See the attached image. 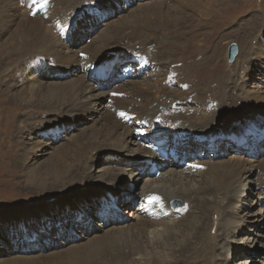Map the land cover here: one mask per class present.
<instances>
[{
  "label": "rangeland",
  "instance_id": "1",
  "mask_svg": "<svg viewBox=\"0 0 264 264\" xmlns=\"http://www.w3.org/2000/svg\"><path fill=\"white\" fill-rule=\"evenodd\" d=\"M11 1L0 0V50L6 47L3 50L4 52L19 49L17 42L15 45V40L12 37L18 26L24 22L23 20H27L22 18H26L28 15L33 19L36 18L43 12L44 5L53 0H47L46 3L45 0H39L40 3L37 0L35 4L33 0H13L12 4H10ZM154 1L158 0H87V7L81 15L78 14V24L75 26L68 25L63 28L64 24L60 23L56 28L51 29L56 35L54 41L58 40V50L48 51L44 54L30 52L27 57L18 61L20 67L29 64L30 69L34 71V75H29L27 78L23 77L24 79H21L22 73L15 65V61L13 62L11 59L6 58L4 56L5 53L0 52V146L3 145L2 147L7 151V145H4V141L11 137V134L8 135L6 132V124L9 123L8 119H10L12 124L15 122L17 135L20 136L17 140L21 142V152L24 148L31 149L37 145L47 147L46 151H44L46 153L41 157L39 156L40 152L34 149L26 162H16L17 168H13L16 164L13 166L10 163L5 165V162H7V159L4 158L5 155H2V158L0 156V160L2 159L0 161V219L7 220L0 225V240H5L4 243L0 244V252L3 251L0 253V264H185V259L181 261L178 259L177 261V259L173 258V255L176 254L175 251L180 247L181 241H184L188 235L183 233L176 234L178 240L172 246L169 245L168 248L164 249L156 248L153 243L154 241L161 242L165 224L169 225L167 230L176 233L171 228L173 226L182 228L183 224L192 218V215L182 213L170 216L167 213L160 212L157 220L146 219L147 211L158 212L160 207L157 205L149 207L147 205L143 195L144 185L155 180L165 183V178H162V175L164 174L163 177H165V174L169 173L165 172L168 171L169 165L173 162L175 164L181 163L184 167H187V172H189L192 166H190L188 157L195 159L196 165L208 162L212 164L195 168L194 173L200 174L199 177L192 175V172L190 177H182V183L175 184L176 188H171V191L174 189L178 190V187H182L179 190H193L198 187L199 182L203 186H214L217 188L224 180L222 166L225 164L235 165L231 160L232 155L246 154L250 158L256 159L258 165L259 160L264 163V116L258 117L259 121H263V123L259 124V128L254 133L246 137L244 135L241 136V132L245 127L253 126L247 125L242 127L236 136H225L223 139L226 143L216 140L215 144L211 145L210 143L202 144L197 140L200 145L194 146L195 149L199 148L195 152L191 151L193 146L189 144L188 139H185L187 135L184 132L180 134L171 132L174 130H144L142 132L138 130V134H136L133 131L127 140L128 142L131 141L130 147L134 149L137 146H141L157 153L158 158L156 160L158 165L164 170L159 177L149 174L150 171L148 170L145 171L147 168L151 169L148 164H146L145 169L144 164L143 167H134L133 164H138L139 161L130 163L129 167L121 166L126 161V157L129 156H119L121 158L117 161L121 164L114 165L113 169L110 168L112 165L110 156L91 162L97 154H95V151L90 150L85 154V157L78 158L80 163L65 164L73 172V180H79L85 176L87 182L84 181L82 184H87L83 187V191H87L91 184H102L107 181L105 179L107 169H112L111 174H116L117 169L123 168L125 172H123L122 176L126 175V181L121 182V180H118L119 175L114 178L115 188L116 186H121L122 188L115 190V188L109 186V189L116 196L109 195L104 198L92 195L81 204H78V210L69 208L65 214L31 218L22 229L12 231L11 228L18 225L15 214L22 208H25V211L29 214H40L43 212L42 205L45 203L52 204L57 201L59 204L50 211L58 210L59 212L62 209L60 208L61 201L67 202L63 199H57L58 195L47 196L42 194L39 196V192L35 193L32 191L33 189L28 190L25 188L28 187L26 171L36 167L39 168L40 164L48 160L49 156L54 153L58 145L70 142L68 148H75L79 141L86 137V132L82 134L85 127L91 128V126L96 125L100 127L101 131L105 127L110 132L116 130L119 127L122 119L121 114L123 113L117 110V107L127 108V111H131L135 107L131 88L133 87V82L141 81V86H146L147 81H151L153 84L157 79V76L153 75H156L157 72L160 73L159 78H163V69L166 68L165 63L170 62L172 64L173 62L171 61L177 60V62L180 61L182 66H186L185 63H187L188 67H190L191 61H195L192 67L189 68L187 75H185L188 81L193 82L194 77L198 75L201 79L204 77L209 78L210 72L214 73V69H217L216 84L217 82L225 84L227 81L238 78L239 75L237 74L241 73L240 68H246L247 64L245 62L247 58H245V54L243 56L246 50L249 49L255 53L254 49L259 44L264 46V0H216L215 12L211 17L207 16V0H204L200 2L197 8L193 9V11L199 13L197 16L191 17V21L195 22V26H191L192 23L188 20L186 23H182L184 25L179 22L174 24V22L170 21L167 22L169 24L168 27L166 26V30L169 32L159 33V35H157L158 32H152L151 35L147 33L148 38L141 41L142 39L138 38L140 35L138 33L139 28H142L141 25L145 22H152L151 24L154 25L160 19H155L152 13L141 14L139 4H150ZM178 1L167 0L166 3L176 4ZM13 2L17 4H13ZM8 4L9 6H7ZM186 12H188V15H192L190 10ZM22 14L25 16L22 17ZM138 14H141V17H138ZM253 16L256 18L254 22L251 20ZM172 17L173 19L180 18L175 13ZM59 31L62 32L59 33ZM57 33L59 34L57 35ZM131 37H133V41L129 43ZM173 37L176 38L173 39ZM103 39L108 41V48L101 53L102 51L96 47L103 44ZM122 40L123 43H126L123 47L124 49H127L132 54H140L142 57L118 58V54L122 53L124 49L121 48L123 50H119L116 45L121 43ZM89 41L94 43V47L90 52H86V44ZM174 41L177 42L179 50L174 48ZM157 42L162 45L165 44L161 51L165 52L166 47V53H164L165 58L160 70L157 69L155 71L156 62L152 54H158ZM135 43H141L138 44L140 49ZM231 43L238 44L241 58L239 55L237 57L240 58V62L245 59L242 65L239 62H234L231 66L227 64L229 63L227 51ZM9 45L12 48H8ZM3 46L4 48H2ZM142 51L148 53H144L143 57ZM187 51L190 52L193 58L186 54ZM209 51L211 55L214 54V65L212 63L207 64L205 61V56L209 55ZM100 53L101 55H106L95 60L97 61L95 64L91 63L93 57ZM75 60L78 62L79 67L73 70L72 74H69V70L72 68L69 64L71 62L74 63ZM180 63L178 67H180ZM211 64L213 65L212 67H210ZM214 66L220 67L214 68ZM205 68L208 69V72L204 75L203 71L205 72ZM181 72L183 73L182 70ZM63 73L65 74L64 77H62ZM126 73L129 74L125 75ZM242 75L245 76L246 74ZM127 79H130L129 81L133 80V82L127 83ZM31 80H35L33 87H37L38 82H42L45 86L55 82H70L77 86L73 90L72 101L63 105L60 109L48 112L46 109L48 108V101L44 100L42 96L40 97L39 94L34 98L29 95L30 90L33 88L30 87L29 89L28 86ZM89 85H92L91 88L89 91H85L86 86ZM242 85L246 89H252L254 93H264V70L253 72L248 80L245 79L242 82ZM192 89H179L174 94L170 93L167 98L180 100L175 103L177 106L192 110L199 106L198 102L194 101L196 93ZM205 89L203 101L206 103L207 93H211V99H214L217 96V92L215 93V90L210 87ZM156 91V88H154L150 94L159 97V93ZM208 105L211 107L210 102H208ZM263 107L264 105L261 106V108ZM83 108L90 112H85L84 114ZM55 111H57V114H55ZM114 111L116 112L114 113ZM108 113H112L116 117L114 118L116 119V126L113 129H109V125H105L106 122L103 121L104 119L101 116L103 115L106 119ZM259 113L264 114V111H257V114ZM18 114L19 116L17 117ZM68 114H71L70 119L66 117ZM75 118L76 121L74 120ZM92 118L94 119L91 120ZM134 119V117L129 118L126 115L122 122L125 125H129ZM42 126H45L44 131ZM143 127L144 125H141V128ZM44 132H46V135H43ZM184 134L186 137L183 136ZM93 137L91 136V139ZM178 137H180V140ZM15 138L16 136L11 137L12 144L15 143ZM234 139L238 140L239 144L243 146H240L241 148L236 146ZM39 141H41V144H39ZM97 141L104 140L100 137ZM179 141H181L180 144ZM247 150L248 152H245ZM3 151L1 150V152ZM180 151H182V154ZM187 153L190 155H187ZM175 154H177L176 157H174ZM183 157L186 159L183 160ZM259 167L261 168L262 165H259ZM139 169H144L145 173L138 175L137 171ZM28 172L33 174L30 171ZM40 172L45 173L46 170H41ZM243 172L244 170L241 169L239 176ZM133 173L137 175L134 176ZM246 173H249V171H246ZM260 174V170L256 169L254 175L249 179L250 181L253 180L254 183L251 182V184L242 186V192H246V196L242 200V194L236 193L234 200L239 204L240 211L238 208V213H244L245 215L247 213L252 214L260 209L264 210V203L261 202L264 199V185L259 186L261 181ZM141 177L143 180L140 185L136 186L133 184V180L139 181ZM235 178L236 174L232 172L227 184L228 194L232 193L236 185ZM71 189L74 190V186H71ZM78 194L79 197L76 202L80 203L81 200L85 199L86 194L83 192ZM73 200H75V197H73ZM239 200L242 201V205ZM176 201L180 205L174 207ZM183 206H185V202L174 197L170 200L167 209L176 210ZM17 207H21L18 209L19 211H17ZM232 212L233 208L226 215V219ZM50 217L54 219L51 220ZM143 217L146 218L143 219ZM155 222H158V225H155ZM260 223H264V219L259 220L258 225ZM245 226L244 230L247 231H243V236L239 233L236 238H229L232 242L226 246L228 250H230L231 244L235 243L243 247L242 251L233 254L238 256L236 264L239 262L247 264V261L258 259L259 251L256 249L258 243H253V240L247 243L248 237L252 239L256 235V225L253 226L247 220ZM250 229L253 230V235H250ZM260 232L264 235V229ZM113 235H116V237H113ZM239 236L241 237L239 238ZM161 244L162 242L158 243V246ZM33 246H36L34 250ZM257 251L258 254H256ZM241 252L244 255H241ZM155 254L158 258L165 256L168 258L161 263V261L156 259L157 257L155 258ZM245 254L247 255L246 259L244 258ZM222 255L223 252H220L217 264H225L222 260ZM251 256H254V258L251 259ZM232 260L233 258L229 261ZM261 260H264V254Z\"/></svg>",
  "mask_w": 264,
  "mask_h": 264
},
{
  "label": "bare ground",
  "instance_id": "2",
  "mask_svg": "<svg viewBox=\"0 0 264 264\" xmlns=\"http://www.w3.org/2000/svg\"><path fill=\"white\" fill-rule=\"evenodd\" d=\"M12 1L10 4H12ZM166 1L167 0H158L150 4H144V3H141L142 5L139 4L141 7L140 8L141 14L152 13L155 19H160L159 22L154 25L151 24L152 22H145L141 25L142 28H139L138 31V33H140L138 38L142 39L141 41L145 40V38H148L147 33H150L151 35L152 32L153 33L158 32L157 35H159V33L169 32L166 30V26L168 27L169 24L167 22L170 21L174 22V24L175 23L177 24L179 22L181 23V25H184L182 23L184 22L186 23V21L188 20L192 23L191 26L192 25L195 26V22L191 21L192 20L191 17L197 16L199 13L193 11V9L197 8L200 5V2H203L204 0H179L176 4H167ZM86 2L87 0H53L45 5L43 4L44 5L43 12H41V14L34 19L31 18L29 15H28L29 17L27 16L25 18L24 17L25 15L22 14V17H24L22 19H27V20L26 21L23 20L24 22L18 26L15 33H13L14 35L12 37L15 40V45L17 42V46H19V49L18 50L13 49L12 51L4 52L3 50L6 47L4 48L3 46L2 48L4 49L0 50L1 53L2 52L5 53L4 56L6 58L11 59L13 62L15 61L14 62L15 65L22 73L21 79L23 77L27 78L29 75H34V71L30 69L29 64L20 67L18 61L27 57L30 52L44 54L47 53L48 51L52 52L53 50H58L59 49L57 44L58 40L54 41L56 35L52 32L51 29L56 28V26L59 25L60 23L64 24L63 28L68 25L75 26L76 24H78L77 23V20L79 18L78 14L81 15V13L85 10V8L87 7ZM13 4H17V3L13 2ZM7 6H9V4ZM25 8L27 9V7ZM215 8H216V0H207L208 17H211V15L215 12ZM188 10H190L192 15H188V12H186ZM174 13L178 14L180 18L173 19L172 15ZM141 14H138V17H141ZM251 20H253L254 22L256 18L253 16ZM9 22L11 21L9 20ZM61 32L62 31H59V33ZM59 33H57V35ZM132 38L133 37L130 38L129 43L133 41ZM174 38L176 37H173V39ZM176 43L177 42L175 41L173 42V44L175 45L174 48H177V50H179L178 49L179 46H177ZM125 44L126 43H123L122 40L121 43L116 45V48L119 50H123ZM138 44L135 43V45L139 48ZM136 46L135 48H137ZM156 46L158 48L157 50L158 54L155 55L152 54L153 59L156 62L155 71H157V69L160 70V66L162 62H164V58H165L164 53H166V47H165V52L161 51L163 49V46H165V44L162 45L161 43L157 42ZM93 47H94V43L89 41V43L86 44V52H90L93 49ZM8 48H12V46L9 45ZM96 48L100 49L102 51L101 53H103V51L105 52L108 48V41L103 39V44L100 46L97 45ZM256 48L254 49L255 53L249 49L243 53V56L245 54V58H247V61L245 62L247 64L246 68H240L241 73L237 74L239 75L238 78H234L232 79V81H227L225 84L223 82H219V83L217 82L216 84V80H217L216 78L218 76L217 69H214V71L217 73L210 72L211 75L209 78L204 77L201 79V77L198 75L194 77L195 79L194 81L192 80L193 82L188 81L185 75H187V73L189 72V68L192 67L195 61H191L189 65L190 67H188L187 63H185L186 66H182L180 61L177 62V60L171 61L173 62L172 64H170V62L169 63L166 62L165 63L166 68L163 69L164 77L160 79L159 78L160 73L156 72V75L153 76H157L156 77L157 79L153 84L151 81H147L146 86L145 85L141 86L142 84L141 81L133 82V80L129 81L130 79H127L126 80L127 83L133 82V87L131 88H132V95L135 100L134 101L135 107L131 111H127L128 110L127 108H121L119 106L117 107V110L122 111L123 115L121 117L122 119L119 123V127L116 130H112L110 132L107 129V127H105L104 130H102L104 132H102L100 130V127H97L96 125L91 126V128L85 127L83 128L82 134L86 132V137L81 139L75 148L73 149L68 148L70 142L58 145L54 153L51 156H49L48 160L41 163L39 168L36 167V168H32V170L31 169L28 170L33 174H30L28 171H26L25 174L28 180L26 183L28 187L25 188H27L28 190L33 189L32 191L35 193L39 192V196H41L42 194L47 196L58 195L57 199H63L67 201V202L61 201L60 208L62 209L59 212L58 210L50 211L57 204H59L57 201H54L52 204L45 203L44 205H42L43 212L34 215L26 212L25 208H22L19 211L18 209H20L21 207L19 208L17 207L16 209L19 212L15 215L18 220L16 221L18 222V225H16L14 228H11L12 231H19L20 229H22L26 225L27 221L30 220L31 218L34 219L35 217H42L45 215L53 216L56 214H65L66 210L69 208L78 210L79 207L78 204H81L83 201H85L92 195H95L96 197H104V198H107V196L109 195H113V197H115L116 195H114L112 190L109 189V186L115 188L114 178L119 175L118 180H121V182L126 181V177H125L126 175L122 176L123 172H125L123 171V168L117 169L116 174H111L112 169L115 167L114 165L121 164L119 161H117L121 158L119 156L122 157L129 156L126 157L127 158L126 161H124L122 163L123 165L121 166L125 165V167H129L130 163L139 161L138 164L135 163L133 164V166L143 167L144 164V169H145L146 164H148L151 169L147 168L145 169V171L148 170L150 171L149 174H154L152 166L145 160L148 158H152L154 161H157L156 158H158V155L155 151L144 149V147L141 146H137L136 148L132 149L130 147L131 141L128 142L127 140L129 136L132 135L133 131L136 134H138L137 133L138 130L139 132H142L144 130L146 131L174 130L171 132L180 133V134L184 132L187 135V137L185 136V134L183 136H185L186 137L185 139H188L189 144L193 146L191 150L192 152L198 151L199 149L196 148L197 149L196 150L194 147L200 145L199 143H197L198 142L197 140H199L202 144L210 143L211 145L215 144L216 140H219L222 143H226V141L223 139L225 136L228 135L236 136L240 132L241 128L247 125L249 126L253 125V126L245 127L241 132V136L244 135L246 137L247 135L254 133L255 130L259 128V124L263 123V121H261L262 123L259 121L258 117L264 116V114L261 113L257 114V111H264V107L261 108V106L264 105V93H258V92L254 93L252 89H246L244 85H242V82L245 79L248 80L249 76L253 72H259V70H264V46L263 44L262 45L259 44ZM138 51L140 52V50ZM210 51H209V55L205 56L206 58L205 61L207 64L212 63L214 65V54L211 55ZM101 53L94 56L91 63L95 64L97 62L95 60L106 55V54L101 55ZM144 53H148V52H143V57H144ZM186 54L190 55V52L187 51ZM240 54H241V50H240ZM136 56L142 57V55L140 54L136 55L129 53L127 49H124L122 53L118 54V58H124V57L134 58ZM239 57L241 58L240 55ZM239 57H236V59L232 61V63H227V64L231 66L234 62L237 63L239 62V64L242 65L245 59L240 62ZM191 58H193V56H191ZM179 63L181 64L180 67H178ZM212 64L210 67L213 66ZM69 65L72 66V68L69 70V74H72L73 70L79 67L78 62L76 60L74 63L71 62V64ZM216 66H214V68L220 67V66L218 67ZM181 70L183 71L184 74L181 72ZM207 70L208 69L205 68V72L203 71L204 75L206 74V72H208ZM244 73L246 74L245 76L242 75ZM127 74L129 73H126L125 75ZM64 75L65 74L63 73L62 77H64ZM34 83L35 80L29 81L28 84L29 89L30 87H33ZM76 86H77L76 84L70 82L69 83L55 82L49 84L48 86H45L42 82L41 83L38 82V86L33 87L30 90L29 95L31 96V98L37 97L36 95L38 94L40 95V97L42 96L44 100L49 102L48 108L46 109L48 110V112H51L62 108L63 105L68 104L70 101H72L73 99L72 93ZM91 86L92 85L86 86L85 91H89ZM209 87L214 89L215 93L217 92V96L214 99H211L212 94L207 93L208 95L206 96H208V98H206L205 96L206 98V103H205L203 101V96L205 93L204 89L205 88L208 89ZM154 88H156L157 90L156 92L159 93L160 98L157 95L150 94L152 92V89ZM190 88H193L192 91L196 93L195 94L196 97L194 98V101L198 102L199 105L198 107L192 110L183 109L182 107L177 106L175 103H178L180 100H174L169 97L167 98V96L170 93L174 94L176 91H179V89L189 90ZM208 102L211 103V107H209ZM82 105L85 106L84 104ZM150 105H152V107H150ZM83 110H84V114L85 112L86 113L90 112L89 110H85L84 108ZM91 111L93 110L91 109ZM115 112L116 111H114V113ZM55 114H57V111H55ZM126 115L129 118L130 117L135 118L130 122L129 125H125L122 122L123 118ZM18 116L19 114L17 115V117ZM57 116L60 117L59 115ZM101 116L102 119H104L103 121L106 122L105 125H109V129H113L116 126V119H114L116 117L112 113H108L106 119L103 117V115ZM66 117L67 119H70L71 114L66 115ZM93 119L94 118H92L91 120ZM74 120L76 121V118ZM8 122L9 123L6 124V128H7L6 132L8 135L11 134V137L16 136V138L14 144L11 143L10 140L11 137H9L7 140L4 141L5 142L4 145L5 146L7 145L6 146L7 151L2 147L3 145L0 146L1 158L2 155H5L4 158L7 159L5 165L10 163L12 164L11 166H13L16 164V166H13V168H17L18 165L16 162L17 161L26 162L29 155L32 153L34 149H37V151L40 152V155L38 154L40 157L46 153L44 151H46L47 147L42 145L33 146L31 149L24 148L23 151L21 152L20 150L21 142L17 140V138L20 136L17 135L15 122L14 124H12L10 122V119H8ZM141 125H144V127L141 128ZM42 127L44 131L45 126ZM43 135H46V132H44ZM91 136L94 137L91 139ZM100 137H102L104 141H97V139ZM178 139L180 140V137H178ZM232 141H231V145H232ZM180 142L181 141H179V144ZM234 142L238 147L243 146L242 144H239V141L236 139H234ZM39 144H41V141H39ZM1 150L4 151L1 152ZM90 150L95 151L96 152L95 154H97L95 158L91 160V162L98 161L99 159L104 158L106 156H110L112 161V165L110 168L112 169L111 170L107 169L105 174L106 177L105 179H107V181L105 183L91 184L88 187L87 191H83V187L87 185L86 183L82 184L84 181H86L85 176L79 180H73V172L71 171L70 167H67L65 164L80 163L78 158L85 157V154H87V152ZM180 152L182 154V151ZM245 152H248V150ZM187 155L190 154L187 153ZM176 156L177 154H175L174 157ZM248 157L249 156L246 154L232 155L231 160L232 162L235 163V165L230 166L228 164H225L222 166L224 173V180L217 188H215L214 186H203L199 182L198 187L194 188L193 190H179L182 187H178L177 188L178 190L174 189L173 191H171V188L173 187L176 188L175 184L182 183V177L188 178L190 177V174L192 172H193L192 175H194L195 177L200 176V174L194 173V169L198 167H193V165H196V162L195 159L191 157L187 158L190 162V166H192L189 172H187V167H184V165H182L181 163L175 164L172 161L173 163L169 165V168L167 169L168 171L165 172V173L167 172L169 173L165 174V177H163L164 174L162 175V178H165V180L164 179L163 180L166 184L162 183L160 180H155L152 183L145 184L143 195L145 196L147 205L149 207L151 205H157L160 207V208L158 207L159 208L158 210L160 211L154 212L149 210L147 211L148 212V215L146 216L147 218L143 217V219L146 218L151 220H155V219L157 220V217L159 216L160 212L167 213L170 216L179 215L182 213L185 214L189 213L192 215V218L189 219L186 223H184L182 228H177L176 226H173L171 228L176 233L167 230L169 225L165 224L162 233L163 238L161 239L162 244L160 245L162 247L158 246V243L161 242L154 241L153 244L156 245V248L164 249V248H168L169 245L172 246L175 243V241L178 240L176 234L183 233L184 235H188V236L185 237L184 241H181L182 243H180V247H178V250L175 251L176 254L173 255V258L177 259V261L178 259L180 261L185 259L184 260L185 264H217V261L220 258V252H223L222 260L225 262V264L227 263L236 264L235 262L237 261L238 256L233 254L242 251L243 247H240L235 243V244H231L230 246L231 248L230 250H228L226 249V246L228 245V243L232 242V240H229V238L231 237L236 238L239 235V233H241V236H243L242 234L243 231L244 232L247 231L244 230V228H246L245 225H246V221L248 220L249 222H251V224H253V226L256 225L257 230H256V235L252 239L250 237L247 238V243L250 240H253V243L254 242L256 244L258 243L256 249L259 251V254L258 251L256 254H258L259 261L258 259L253 261L252 258H254V256H251L252 260L247 261V264H262V263L264 264V260H261L264 254V244H263L264 235H262V232H260L262 229H264V223H260L258 225L259 220L264 219V210L260 209L259 211L253 212L252 214H248V213L245 215L244 213L240 214L238 213L239 204L234 200L236 193L242 194L241 200L246 196V192L245 191L242 192V186H246L245 184H251V182L254 183L253 180L250 181L249 179L254 175V171H256V169L260 170L261 172L260 174L261 181L259 186L264 185V163L260 162L261 160H259V165L260 166L262 165V167L260 168L259 165L256 163L257 161L256 159L250 157L248 158ZM182 159L185 160L186 158L183 157ZM168 163H170V161H168ZM209 164L212 163L210 162L198 163V165L200 166L209 165ZM144 169H139V171H137V174L143 175L145 173ZM241 169H243L244 172L239 176V171H241ZM41 170H46V172L41 173L40 172ZM162 171L160 174H162ZM246 171H249V173H246ZM232 172L236 174V178H235L236 185L234 186L232 193L230 192V194H228L227 184L229 182L230 175L232 174ZM137 174L133 173L134 176H136ZM160 174L159 175L154 174V176L159 177ZM142 180H143L142 177L139 181L133 180V184L138 186L141 184ZM71 186H74V190L71 189ZM120 188L122 187L116 186L115 190H120ZM82 192L86 194V197L84 200H81L80 203H77L76 201L78 200L79 197L78 193H82ZM149 196L159 197V202H155V201L150 202L148 199ZM73 197H75V200H73ZM174 197L183 200L185 202V206L176 210L170 208L167 209L170 200ZM51 198H55V197H51ZM241 200H239V203L242 205ZM261 202L264 203V199ZM232 208H233V212L226 219V215L230 213ZM44 211H49V212H44ZM50 219L52 220L54 218L50 217ZM6 221L0 219V225L4 224ZM155 225H158V222H155ZM251 230L252 229L249 230L251 232L250 235H253L252 234L253 230L252 231ZM116 235H113V237H116ZM241 236H239V238ZM4 241L0 240V244L4 243ZM34 247L36 246H33V250ZM241 253H242L241 255H244L243 252ZM156 254L154 255L155 258L157 257ZM246 256L247 255L245 254L244 257L245 259ZM166 258L168 257L166 256L160 258L157 257L156 259H158L159 261H161V263H163L165 262ZM232 258L233 260L229 261ZM239 263L242 264L241 262Z\"/></svg>",
  "mask_w": 264,
  "mask_h": 264
},
{
  "label": "water",
  "instance_id": "3",
  "mask_svg": "<svg viewBox=\"0 0 264 264\" xmlns=\"http://www.w3.org/2000/svg\"><path fill=\"white\" fill-rule=\"evenodd\" d=\"M239 54V46L237 43H231L228 47V51H227V59L229 61V63H231L232 61H234L236 59V57ZM178 205H180V203L178 201L175 202L174 207H177Z\"/></svg>",
  "mask_w": 264,
  "mask_h": 264
},
{
  "label": "snow or ice",
  "instance_id": "4",
  "mask_svg": "<svg viewBox=\"0 0 264 264\" xmlns=\"http://www.w3.org/2000/svg\"><path fill=\"white\" fill-rule=\"evenodd\" d=\"M46 2H47V0H45V3H46ZM33 3H34V4L37 3V0H33ZM121 115H123V114H121ZM193 167H202V166H200V165H193ZM148 199H149L150 202H153V201H155V202H159V197H152V196H149Z\"/></svg>",
  "mask_w": 264,
  "mask_h": 264
}]
</instances>
